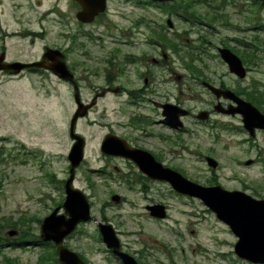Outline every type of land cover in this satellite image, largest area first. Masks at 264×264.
<instances>
[{
    "label": "rangeland",
    "instance_id": "obj_1",
    "mask_svg": "<svg viewBox=\"0 0 264 264\" xmlns=\"http://www.w3.org/2000/svg\"><path fill=\"white\" fill-rule=\"evenodd\" d=\"M40 1L42 7H47L52 0ZM199 1L195 9L202 18L191 19L186 15L185 21L179 16L184 14L179 2L174 4L178 12L169 13L168 5L162 8L148 6L149 0H110L105 14L96 22L119 23L124 28L139 21L165 25L169 18L177 39L167 37L177 45L178 52L161 48V52L169 57L163 67L172 69V72L162 70V76L164 74L169 81L164 88L169 89L172 99L195 108H199L201 99L206 98L204 90L194 81L202 75L218 77L226 86L236 87L237 92L250 89L257 82L264 84V4L255 0ZM59 2L61 4L62 0ZM64 5H67L66 0ZM213 17L217 19L213 21ZM138 31L142 34L140 49L149 52V45L143 41L152 36L148 25L142 24ZM132 35L135 37L136 34ZM221 42L243 55L249 54L250 62L244 65L248 68L245 79L230 74L218 58L215 48L221 46ZM29 79L17 78L0 86V219L13 222L21 217L40 221L59 202L61 204L64 199L61 182L67 179L69 169L67 154L71 140L68 124L74 111L72 88L53 77L32 76ZM9 85H21V91L15 93L16 86L10 90ZM81 90L83 97L87 98L90 92L86 88ZM97 111L91 112L89 119L79 120L77 128L86 140V147L84 162L75 171L74 186L88 197L91 214L98 220L103 215L121 233L117 232L121 242L129 244L134 252H141V264H250L234 254L236 237L228 226L217 220L197 198L179 195L165 182L156 181L144 188L128 182L132 189L119 188L110 182L107 179V172L111 171L110 160L99 151V141L105 129L89 122L97 118ZM127 111L134 115L139 110L129 107ZM139 113H148V110ZM152 118L154 124L122 133L155 152L172 147L176 155H166L164 161L195 183L206 186L215 179L228 188L236 187L254 198L264 199L263 131L256 132L255 138H249L242 127L241 117L237 115L233 121L236 133L218 132L219 142L209 152L193 150L199 146V141L192 140L190 135L181 136L182 143H187L191 152L200 153L190 154L179 149L174 133L157 122L160 114ZM194 128L195 134L202 136V128ZM159 135L174 143L164 142ZM206 154L218 162L219 169L212 170L206 165L201 159ZM247 160H252V164L246 166L244 162ZM118 167L122 168L121 165ZM113 194L124 197L123 204L112 203L110 197ZM153 203L166 206L164 220L149 216L145 207ZM28 224L38 235L39 224L34 221ZM10 230L19 231L5 227L2 234ZM96 240V226L89 222L81 224L78 232L65 244L94 264H117L98 253L101 245ZM46 251L38 246L4 248L0 264H8L5 258L13 260L14 264H37L38 256Z\"/></svg>",
    "mask_w": 264,
    "mask_h": 264
},
{
    "label": "flooded vegetation",
    "instance_id": "obj_2",
    "mask_svg": "<svg viewBox=\"0 0 264 264\" xmlns=\"http://www.w3.org/2000/svg\"><path fill=\"white\" fill-rule=\"evenodd\" d=\"M59 1L61 0H52L47 7H42L40 0H0V86L17 78L30 80L29 77L32 76L53 77L58 82L69 84L74 98L77 92L79 102L85 105L92 104L89 112L98 109L97 118L89 122L91 125L105 129L99 145L107 134L116 136L135 149L149 152L156 162L173 170H175L173 165H169L163 159L166 155H176L172 147L165 148L162 152H155L130 140L131 137H126L122 131L128 133L126 131L128 129L138 130L142 126L152 125L155 123L152 117L160 114L157 122L174 133V141H177L178 148L199 155L198 151L191 152L187 143H182L181 136L190 135L193 137L192 140L199 141V146L192 148L193 150L209 152L219 142L218 132L236 133V123L233 122L236 121V112H233L236 103L223 97L217 98L207 85L218 89H230L235 96L236 87L226 86L218 77L210 78L202 75L201 79L194 80L204 90L206 96L201 99L199 108L172 99L169 89L164 88L168 86L169 81L164 78V74L162 76V72H172V69L168 66L169 70L163 67L169 57L161 52L160 23H147L152 36L143 40L144 44L149 45V52H145L140 49L142 34L138 31L139 26L144 23H130L121 28L119 23H96L97 17L93 23H80L75 18L80 9L78 5L72 0H66L67 5H64V0L61 4ZM172 33L174 37L177 36L175 32ZM50 34L51 37L48 38ZM132 34H136L135 37ZM220 47H227L236 54V50L228 47L224 42H221ZM55 61L64 62L73 75L71 81L56 78L47 68L52 67ZM33 63H38L39 66H32ZM10 64L21 65L19 72L15 73L16 65L9 70L3 68ZM2 78L6 79L2 80ZM81 88H86L90 92L87 98L83 97ZM167 104L181 107L189 112L187 117L181 118L182 126L179 128L164 121L161 106ZM129 107L137 108L139 111L129 115L127 111ZM145 110H148V113H139ZM200 112L206 113H204V121L197 118ZM188 120L191 123H188ZM100 122L103 125L99 124ZM194 127L202 128V136L198 137L195 134ZM178 135L180 136L177 137ZM159 139L174 143L164 136L159 135ZM207 154L202 155L201 159L205 161ZM107 159L110 160L109 169H111L107 172V179L119 188L123 186L132 189L128 186V182L138 184L139 188L156 182L143 174L130 160L119 157H107ZM219 168L218 164L217 169ZM206 186H222L226 190H236V187L228 188L215 179H211ZM124 201L125 198L120 196L118 205L123 204ZM99 220L102 223H109L103 215ZM96 232L98 233L97 227ZM119 234L121 235L120 232ZM99 243L101 245V248H98L99 254L102 253L117 264H122L111 250L106 249L101 240ZM120 246L122 252L133 256L137 263L141 264L139 256L141 252H134L127 243L121 242Z\"/></svg>",
    "mask_w": 264,
    "mask_h": 264
},
{
    "label": "water",
    "instance_id": "obj_3",
    "mask_svg": "<svg viewBox=\"0 0 264 264\" xmlns=\"http://www.w3.org/2000/svg\"><path fill=\"white\" fill-rule=\"evenodd\" d=\"M81 7L76 17L83 23L91 22L94 17L104 12L107 0H74ZM157 2H168L170 0H154ZM264 1V0H262ZM169 27H172L170 20H167ZM222 60L228 65L230 73L243 79L246 71L241 60L224 48L219 50ZM58 60V59H57ZM17 64L5 65V70L12 69ZM33 66H39L34 64ZM60 79L70 80L68 72L62 61H55L52 67H47ZM19 71V66L15 72ZM216 96L230 98L236 102V109L233 112L242 116L244 129L251 137H254L255 130H264V115L252 104L234 96L230 90H220L207 85ZM90 106L78 104L69 124V137L74 140L68 153L67 159L70 164L69 177L65 182V199L62 204L65 214H58L60 207L55 208L51 214L42 220L40 225V239L52 241L57 246V257L61 264H84L78 256L62 246L65 236L74 230L76 225L91 219L90 207L86 196L80 190L72 186L74 171L83 159L84 139L74 133V126L80 117L86 115ZM162 115L165 121L173 126H179L178 119L187 115L186 110L173 105L162 106ZM205 114L201 115V119ZM101 152L110 156L123 157L134 162L141 172L152 179L167 181L172 188L190 197L200 199L216 216L225 223L231 232L237 237L234 245L235 254L250 263L264 264V200H257L242 191H226L220 186L203 187L184 178L178 172H174L153 159L147 152L140 151L128 146L126 142L115 136H106L102 141ZM209 167L215 168L216 162L212 158H206ZM247 161L246 164H250ZM112 200L118 202V197L113 196ZM152 217L163 218L164 207L154 205L147 207ZM103 242L108 248L118 255L123 264H136L131 257L121 254L118 251L119 244L110 225H99ZM15 231H9V235H15ZM120 253V254H119Z\"/></svg>",
    "mask_w": 264,
    "mask_h": 264
},
{
    "label": "trees",
    "instance_id": "obj_4",
    "mask_svg": "<svg viewBox=\"0 0 264 264\" xmlns=\"http://www.w3.org/2000/svg\"><path fill=\"white\" fill-rule=\"evenodd\" d=\"M179 2V7L180 9L183 11L184 15H189L192 18H202L196 11L195 7H196V3L198 2V4L200 3L199 0H172V4H157L154 3L152 0H149V2H147L146 4L151 5V6H158L159 8H162L163 6L168 5L170 7V9H168L169 12L171 13H176L178 12L177 9L174 8V4ZM183 20H187L186 17L182 16ZM217 18L213 17L212 20L215 21ZM140 23V21H139ZM161 42H162V46L163 48H172L174 49L176 46L174 43H171V41L169 40V38H167V36H165L164 34H161ZM259 42V41H257ZM259 45V44H258ZM260 46H262L260 44ZM236 54L239 55V57L242 59V62L244 64L249 63V59L248 56L249 54H241L240 52L236 51ZM253 54V53H252ZM250 89H242L240 92H237L238 95L243 96L246 100L252 102L254 105H256L257 107H259L262 112L264 113V107H262L261 105L264 104V95L263 93H261L258 88L256 86H253L252 90ZM93 186V185H92ZM36 222V223H40L39 219H34L32 220V218H25V217H21L16 221H11V220H6V219H0V230L4 229V227H11V228H18L20 230V237L19 239H16L13 241L12 245L13 246H24L29 238H31V240L33 243L37 244L38 241V237H35L33 233L28 232L29 230H25L26 228H30V225L28 224V222ZM26 225V226H25ZM22 227V228H21ZM21 228V229H20ZM6 241H8V238H5L4 236H2L0 234V251L3 249V247L5 246ZM39 243V242H38ZM48 247L53 249V252H51V255H41L39 260H38V264H58L57 259H56V252H55V246L52 244H49ZM8 260V259H7ZM9 262H11L12 264H14V262L8 260L7 263L9 264Z\"/></svg>",
    "mask_w": 264,
    "mask_h": 264
}]
</instances>
